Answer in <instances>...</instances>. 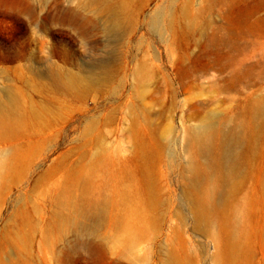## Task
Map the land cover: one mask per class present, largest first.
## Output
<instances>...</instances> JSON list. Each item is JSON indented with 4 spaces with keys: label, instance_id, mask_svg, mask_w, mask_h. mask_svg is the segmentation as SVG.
Here are the masks:
<instances>
[{
    "label": "rangeland",
    "instance_id": "1",
    "mask_svg": "<svg viewBox=\"0 0 264 264\" xmlns=\"http://www.w3.org/2000/svg\"><path fill=\"white\" fill-rule=\"evenodd\" d=\"M93 1L0 0V96L47 112L40 121L27 114L21 139L0 144L9 163L0 264H168L172 253L186 264H264V115L247 170L207 218L196 219L185 188L186 131L204 118L241 131L237 152L248 151L247 105L264 99V0H102L120 13L112 33ZM97 66L101 81L78 94L49 78L53 67L84 76ZM101 149L105 159L94 162ZM106 194L116 201L111 224L96 230L82 218L81 235L52 226L63 198L88 207Z\"/></svg>",
    "mask_w": 264,
    "mask_h": 264
},
{
    "label": "bare ground",
    "instance_id": "2",
    "mask_svg": "<svg viewBox=\"0 0 264 264\" xmlns=\"http://www.w3.org/2000/svg\"><path fill=\"white\" fill-rule=\"evenodd\" d=\"M91 3L95 5V16L98 18L101 16L105 17L103 31L112 33L117 30L120 25V19L118 18L120 13L117 8L111 3L102 0H94ZM90 22L94 24L95 19ZM98 69H100L99 66L85 69L84 76H80L73 73L65 74L61 70L53 67L51 68L49 78L52 82L51 84L57 89L69 91L77 87L79 88L76 89L78 94L81 89L101 81L102 77ZM146 75L147 68L145 66L141 67L139 71L134 72V76L138 81H142ZM27 108H30V110L28 111L14 95L8 96V99L5 100L0 96V144L10 140L21 139V136L24 135L22 133L29 128L24 121V117L27 114L34 117L37 121L42 120L47 114V112L43 114L42 111L37 110L34 106H28ZM263 108L264 99L259 97L252 98L247 105L249 115H247L248 119L243 124V127L248 126L251 134L247 136L249 145L248 151L244 153V156L240 152H237L236 149L244 137L241 131L222 129L216 126L215 122H212V119L209 117L204 118L199 125L187 129L185 141L189 163L186 171L190 174V177L185 182V188L189 194L190 202L196 211V219L208 217L210 205L215 196L224 198L227 194L230 195V192L235 189L234 187L237 184L236 180L244 174L246 169L245 166L247 164H245V158L247 159L256 152L255 142L260 139L262 132L261 124L258 122H261L262 116L264 115ZM144 122L149 127H152V123L148 117L144 118ZM97 128L94 129L93 125L88 126L85 135H95ZM164 139L163 133H157L155 135V156L157 159L161 158V150L164 149L165 145ZM137 141L142 146L144 153L150 149L146 144L140 143V136ZM200 156H206L205 162L208 164L209 169L212 170L211 173L209 172V175L207 174L208 168L202 166L197 161ZM5 157L0 158V174L2 175L9 168L8 160ZM104 159L105 157L101 149L96 153L93 161L100 162ZM144 173L148 183L151 184L153 181L149 167L144 166ZM101 191V188L97 189V192ZM68 208H71L76 213L74 215L64 213L63 211ZM82 218L85 220L91 218L93 220V228L96 230L116 221V201L113 195H100L98 198L92 199L88 207L82 206L73 197L63 198L59 202V211L54 215L52 226L60 232L71 230L81 235L84 231H88V226L83 222ZM168 262V264H186L175 253L170 255Z\"/></svg>",
    "mask_w": 264,
    "mask_h": 264
}]
</instances>
